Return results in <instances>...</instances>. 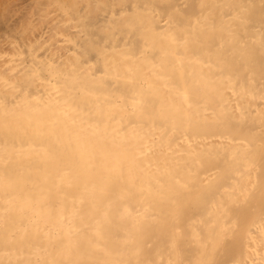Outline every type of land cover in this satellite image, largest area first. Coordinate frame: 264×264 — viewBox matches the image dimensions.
<instances>
[{
    "label": "bare ground",
    "instance_id": "obj_1",
    "mask_svg": "<svg viewBox=\"0 0 264 264\" xmlns=\"http://www.w3.org/2000/svg\"><path fill=\"white\" fill-rule=\"evenodd\" d=\"M0 264H264V0H0Z\"/></svg>",
    "mask_w": 264,
    "mask_h": 264
}]
</instances>
